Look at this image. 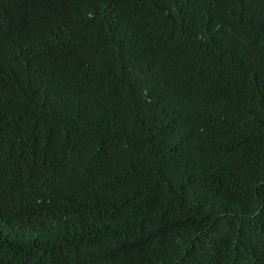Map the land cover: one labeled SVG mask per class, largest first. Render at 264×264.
<instances>
[{
    "label": "trees",
    "instance_id": "trees-1",
    "mask_svg": "<svg viewBox=\"0 0 264 264\" xmlns=\"http://www.w3.org/2000/svg\"><path fill=\"white\" fill-rule=\"evenodd\" d=\"M0 264H264V0H0Z\"/></svg>",
    "mask_w": 264,
    "mask_h": 264
}]
</instances>
